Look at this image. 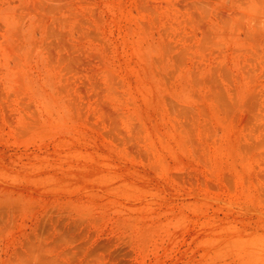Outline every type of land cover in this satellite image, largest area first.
Wrapping results in <instances>:
<instances>
[{
  "label": "rangeland",
  "instance_id": "374dc122",
  "mask_svg": "<svg viewBox=\"0 0 264 264\" xmlns=\"http://www.w3.org/2000/svg\"><path fill=\"white\" fill-rule=\"evenodd\" d=\"M0 264H264V0H0Z\"/></svg>",
  "mask_w": 264,
  "mask_h": 264
}]
</instances>
